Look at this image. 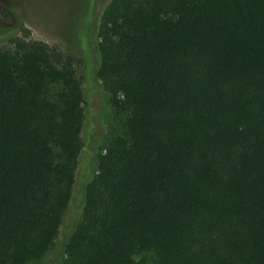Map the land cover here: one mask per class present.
I'll return each mask as SVG.
<instances>
[{"label":"trees","instance_id":"16d2710c","mask_svg":"<svg viewBox=\"0 0 264 264\" xmlns=\"http://www.w3.org/2000/svg\"><path fill=\"white\" fill-rule=\"evenodd\" d=\"M0 21V264L59 236L84 150L72 52ZM81 51L119 132L64 264H264V0H92ZM15 35V36H14ZM153 252L151 262L137 260Z\"/></svg>","mask_w":264,"mask_h":264},{"label":"rangeland","instance_id":"374dc122","mask_svg":"<svg viewBox=\"0 0 264 264\" xmlns=\"http://www.w3.org/2000/svg\"><path fill=\"white\" fill-rule=\"evenodd\" d=\"M99 1L103 6L107 0ZM8 6L14 7L19 18L20 28L15 34L16 37L44 41L82 59L76 69L83 80L86 97V120L82 132L84 150L76 172L72 200L54 246L44 257L30 263L64 264L67 256L66 244L81 220L86 185L97 171L98 155L104 152L108 140L119 132L109 103V93L94 72V60L89 59L88 63L80 52L87 53V50L82 48L78 34L83 32L88 37L92 36L89 30L96 13L93 14L91 10L92 0H0V21L5 23L13 21ZM12 38L0 37V50L13 48ZM135 258L151 262L154 254L142 251Z\"/></svg>","mask_w":264,"mask_h":264}]
</instances>
